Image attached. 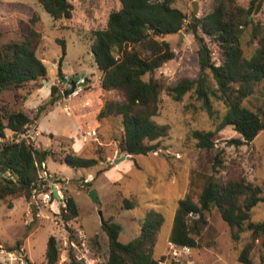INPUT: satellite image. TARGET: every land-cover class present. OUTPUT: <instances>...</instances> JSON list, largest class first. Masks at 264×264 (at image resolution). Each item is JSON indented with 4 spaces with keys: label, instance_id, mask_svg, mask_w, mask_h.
Masks as SVG:
<instances>
[{
    "label": "rangeland",
    "instance_id": "rangeland-1",
    "mask_svg": "<svg viewBox=\"0 0 264 264\" xmlns=\"http://www.w3.org/2000/svg\"><path fill=\"white\" fill-rule=\"evenodd\" d=\"M193 1L176 0L173 4L187 16L186 28L179 31L183 35L178 32L179 35L162 37L170 43L175 56L152 74H145L143 79H160L165 87L175 85L182 78L199 76L198 43L193 34L194 26H191ZM195 1L198 3L197 16L209 11L210 0ZM70 2L73 5L71 18L53 19L37 0H0V48L8 42L19 41L31 26L38 28L41 41L36 47V55L42 59L47 71L45 78L25 82L19 87L9 86L0 92V110H23L35 118L38 107L45 105L38 115L39 126L37 116L24 133L15 137H24L38 148L52 150L53 155L47 157L45 166L62 178L63 195L72 197L79 211L76 218L65 220L62 205L56 202L38 211L30 199L23 196L0 200V243L5 250L22 247L25 254L22 258L28 260L20 261L14 253L4 255L0 252V262L46 264L45 248L50 235L58 241L60 254L56 264L67 263L69 251L73 252L78 264L104 262L108 241L101 229L99 210L104 220L120 224L119 240L123 243L138 235L147 212L161 213L163 223L156 235L153 254L155 257L165 256L179 199L190 193L196 201L209 176L222 181L243 176L260 185L264 195V128L251 142L231 143L240 135L230 125L216 130L226 107L212 93L209 97L214 114L209 116L193 90L180 100H174L163 89L153 119L166 125L168 134L158 141L159 146L154 152L134 155L121 152L118 149L122 136L121 117L98 119L96 116L105 100H119L121 96L114 90L100 89L97 76L101 72L90 49L93 32L106 26L109 12L119 9L120 2ZM237 2L246 7L249 0ZM33 15L36 16L32 22ZM250 17L253 25L264 34V2ZM195 32L210 45L212 60L220 63L221 54L217 46L209 42L198 26ZM61 41L65 43V54L61 61L62 74H59L58 62L63 55ZM254 46L255 43H244L245 53L249 54ZM203 76L208 89H215L210 71L205 70ZM71 81H75V89L81 88L77 96L70 95L68 91ZM51 86L62 91V96L54 104L48 103ZM64 91L68 94L64 95ZM263 91L264 79L256 86L255 93L243 99L242 105L258 110ZM75 124L79 126L76 135ZM92 129L96 134L85 139L84 132ZM194 130L216 131L213 147L209 150L199 147L192 135ZM12 136L13 132L6 130V137L10 139ZM77 139L82 142L80 151L83 156L96 157L98 152L100 159L97 164L76 168L61 161L64 152L74 151L73 143ZM92 188L97 192L98 203L89 196ZM125 200H130L133 205L127 207ZM206 217L208 224L198 237L200 246L191 250L192 259L197 264H243L237 256L246 244L252 245L249 253L252 264H261L264 260V237L253 239L247 231L239 242H233L229 225L217 208H212ZM250 218L254 222L264 220V202L252 208Z\"/></svg>",
    "mask_w": 264,
    "mask_h": 264
},
{
    "label": "trees",
    "instance_id": "trees-1",
    "mask_svg": "<svg viewBox=\"0 0 264 264\" xmlns=\"http://www.w3.org/2000/svg\"><path fill=\"white\" fill-rule=\"evenodd\" d=\"M37 1L53 19L72 16L70 0ZM175 1L119 0L120 8L109 12L106 26L93 32L90 49L101 72L100 88L114 90L121 96L119 100H105L98 109L97 118L121 117L122 136L118 142L121 152L131 155L154 152L159 146L158 141L168 134V127L153 119L163 89L174 100H180L193 90L209 116L214 114L210 93L221 100L226 112L216 130L232 126L240 135V138L231 140L233 144L251 142L261 129L264 91L262 104L256 111L242 105V101L255 93L256 86L264 79V34L253 25L250 17L260 9L264 0H249L246 7L238 4L237 0H210L209 11L192 17L191 26L196 24L209 42L217 46L221 54L220 63L212 60L210 45L203 36L196 34L199 76L182 78L175 85L164 87L160 79L149 77L145 80L143 76L152 74L175 56L170 43L162 38L186 28L187 16L173 5ZM34 16L31 17L32 22ZM40 41L38 28L31 26L19 41L8 42L0 48V92L9 86L19 87L25 82L46 77L45 64L36 55ZM60 43L63 55L58 62V73L62 74L65 43ZM244 43H255L249 54L245 53ZM205 70L210 71L215 81L216 88L212 91L205 84ZM50 93L49 104H54L62 96V91H57L55 86H51ZM44 108L45 105L38 107L35 118L23 110H0V200L11 196L28 199L36 186L39 169L47 157L53 155L52 150L38 148L24 137L16 138ZM6 130L13 132L12 138L6 137ZM215 133L194 130L192 135L199 147L209 150L214 145ZM96 153V157H87L71 150L64 152L61 161L71 167L87 168L98 163L100 157ZM259 202H264L263 188L245 177L222 181L209 176L196 201L190 193L179 199L169 241L176 245L199 247L198 237L208 224L206 215L212 208H217L229 225L233 242H239L247 231L253 239L264 237V220L254 222L250 218L252 208ZM65 203L66 206L61 208L64 219L76 218L79 211L75 200L66 196ZM125 205L131 207L133 204L125 200ZM162 223L161 213L147 212L138 235L123 243L119 240L120 224L104 220L101 229L107 236L108 254L104 262L94 264H158L164 255L155 257L153 249ZM251 248V244H246L241 249L237 256L240 263L252 264L249 258ZM59 254L58 241L50 235L45 248L46 264H56ZM65 264H78L72 251H69Z\"/></svg>",
    "mask_w": 264,
    "mask_h": 264
},
{
    "label": "built area",
    "instance_id": "built-area-1",
    "mask_svg": "<svg viewBox=\"0 0 264 264\" xmlns=\"http://www.w3.org/2000/svg\"><path fill=\"white\" fill-rule=\"evenodd\" d=\"M80 83L83 82L79 80ZM80 87L74 89L70 92V95L77 96L80 92ZM68 111V110H67ZM96 131L86 130L83 134L86 139L88 136H94ZM55 173L50 172L44 164L38 171V179L36 182V186L32 188L30 194V203L32 206L38 211L41 210L47 204H61L62 207L66 206L65 197L62 193V178L54 175ZM169 250L165 254L163 258H160L158 264H197L192 259V248L186 245H176L170 241H168ZM24 249L21 247L13 250H5L4 247L0 244V252L2 254L14 253L17 255L18 260H26L23 259L22 256ZM27 262V261H26Z\"/></svg>",
    "mask_w": 264,
    "mask_h": 264
},
{
    "label": "water",
    "instance_id": "water-1",
    "mask_svg": "<svg viewBox=\"0 0 264 264\" xmlns=\"http://www.w3.org/2000/svg\"><path fill=\"white\" fill-rule=\"evenodd\" d=\"M192 9H193L192 14L194 16H197L198 3L195 0L192 2ZM193 26H194L193 34H194V36H196V32L195 31H196V27L197 26H196V24H194ZM179 33H180V35H183L182 32H179ZM63 81L64 82H68L66 78H63ZM68 84L70 85V89L68 90L69 93H70V92H72L75 89L76 84H75V81H71ZM68 91H64L63 94L64 95L68 94ZM261 128H264V119H263V122L261 124ZM89 196H90V198H91V200L93 202H95V203L99 202V198H98L97 192H96V190L94 188L89 190ZM98 213H99V216H100L101 223L104 222V218H103L101 210H99ZM28 264H30V263L28 262Z\"/></svg>",
    "mask_w": 264,
    "mask_h": 264
},
{
    "label": "crops",
    "instance_id": "crops-1",
    "mask_svg": "<svg viewBox=\"0 0 264 264\" xmlns=\"http://www.w3.org/2000/svg\"><path fill=\"white\" fill-rule=\"evenodd\" d=\"M176 34L179 35V33H176ZM165 36H166V35H165ZM97 79L100 81V79H101V74L97 76ZM99 84H100V83H99ZM94 85H95V84H94ZM99 86H100V85H99ZM100 89H101V88H100ZM97 112H98V111H97ZM96 116H97V115H96ZM39 118H40V117L38 116L37 119H36V120H37V124H38V126H39V123H38ZM76 123H77V122H76ZM75 125H76V124H75ZM75 127H76V128H75V132H74L75 134H74V135H76V132L78 131L77 128H78L79 126L76 125ZM69 136H70V135H69ZM80 142H81V140H78V139H77V140L73 143V149H74L75 152H80V153H82V151H80V149H81V147H82V142H81V143H80ZM44 165H45V163H44ZM168 241H169V240H168ZM192 255H193V254H192ZM160 256H161V255H160Z\"/></svg>",
    "mask_w": 264,
    "mask_h": 264
}]
</instances>
